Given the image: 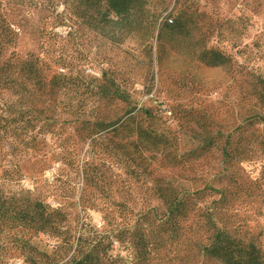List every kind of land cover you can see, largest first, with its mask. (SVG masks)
<instances>
[{"label":"trees","instance_id":"16d2710c","mask_svg":"<svg viewBox=\"0 0 264 264\" xmlns=\"http://www.w3.org/2000/svg\"><path fill=\"white\" fill-rule=\"evenodd\" d=\"M80 1L103 8V17L117 18L123 32L150 52L156 33L160 42L164 33L176 32L195 41L198 61L211 66H226L230 61L220 50H201L203 38L197 36L208 14L196 2ZM18 10H10L0 2V113L9 115L11 124L21 122L29 113H38L44 117L42 127L47 129L58 108L72 116L70 125L76 138L69 145L63 139L57 155L62 167L51 193L63 198L61 207H52L31 191H23L19 197L0 196V236L8 232L13 239L12 258L23 257L25 264H264V210L252 207L251 212L245 210L249 215H241L244 204H252L258 197L264 202V192L255 196L256 192L250 191L255 184L252 182L246 190V185L238 183L237 173L226 175L227 168L219 176H227L229 187L235 191L228 187L214 189L212 181L202 189L191 190L176 181L158 179L154 185L157 205L137 215L116 211L114 206L123 203L111 195H93L94 189L106 188L100 167L103 161L128 164L142 160L144 152H157L175 163L178 154L168 136L152 129L158 116L131 106V78L120 81L108 69H102L100 77L87 75L79 70L85 59L77 64L74 56L63 50L61 36L54 29L66 24L67 12L49 16L46 24L31 35ZM31 38L35 49L22 51V42ZM145 80V84L153 80L151 69H147ZM7 94L18 96L19 104L6 99ZM64 97H71L70 101L65 102ZM36 102L41 103L40 109ZM116 102L128 104L121 115L110 109ZM259 121L264 123L262 118ZM252 124L251 119L248 125ZM251 137L264 146V131L254 132ZM242 139L239 136L234 154L227 153L231 156L228 164L237 166L260 157L257 148L241 145ZM210 146L196 147L190 155L206 152ZM15 172L7 171V175ZM75 177L83 181L79 197L72 184ZM75 206L80 212L74 218ZM93 208L103 211L101 227L86 221L87 210ZM82 212L86 217L83 215L81 221ZM76 220L81 221L79 228L73 226ZM251 223H255L254 228ZM40 235L55 243L51 251L40 250L33 243ZM115 246L128 252V257L121 252L115 255Z\"/></svg>","mask_w":264,"mask_h":264},{"label":"rangeland","instance_id":"374dc122","mask_svg":"<svg viewBox=\"0 0 264 264\" xmlns=\"http://www.w3.org/2000/svg\"><path fill=\"white\" fill-rule=\"evenodd\" d=\"M188 1L196 2L201 11L208 14L197 36L203 38L201 50L222 51L230 59L226 66L198 61L195 41L176 32L164 33L160 42L156 33L150 52L140 46L136 38L123 32L117 18L103 17V8L82 4L80 0H0L10 10L14 7L20 10L17 13L27 22L31 35L46 24L49 16L67 12L66 24L54 30L61 36L60 46L74 56L75 63L85 59L79 64V70L100 77L101 70L108 69L120 81L131 78V106L157 115L152 129L172 141L178 154L175 163L167 159L166 154L157 152H144L142 160L128 164L102 162L106 188L94 189L93 195H111L112 199L121 201L123 204L114 206L116 211L127 210L137 215L154 208L157 205L154 185L158 179L176 181L191 190L202 189L212 181L214 189L228 187L235 191L229 187L228 177L237 173L238 183L246 185V190L253 182L255 185L250 191H255V196L264 192V146L251 137L254 132L264 131V123L259 121V118L264 119V0ZM35 47L33 38L22 42L24 52ZM147 69H151L153 80L145 84ZM4 97L19 104L18 96L7 94ZM69 98L63 99L68 102ZM34 104L40 109V102ZM127 107L126 103L116 102L110 109L121 115L122 109ZM53 114L51 127L45 129L42 127L44 117L38 113H29L15 124H11L9 115L0 113V196L19 197L21 192L31 191L52 207H61L63 198L51 193L53 181L62 167L57 155L62 150L63 139L66 138L69 145L75 141L76 132L70 125L73 119L70 114L58 108ZM141 116L146 117L144 113ZM251 119L253 124L248 125ZM244 125L246 127L239 131ZM239 136L243 138L241 145L257 148L260 157L236 166L228 164L231 156L227 157V153H235ZM205 144L211 145L208 151L190 155L196 147ZM84 147L87 149L88 144ZM226 168L228 177L219 176ZM11 170L16 172L7 175ZM72 184L79 197L82 179L75 177ZM73 201L79 203L78 199ZM252 207L264 210L263 198L244 204L241 215H247L245 210L251 212ZM72 211L74 218L80 212L76 206ZM80 214L82 221L85 214ZM87 215L86 221L94 226L104 225V214L99 208L87 210ZM81 221H74L73 226L79 228ZM251 227L254 228L255 223H251ZM33 243L47 251L55 246L44 235L35 237ZM12 245L8 232L0 236V264H25L23 257L12 258ZM120 252L128 257V252L115 246L114 254Z\"/></svg>","mask_w":264,"mask_h":264}]
</instances>
